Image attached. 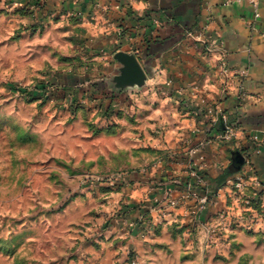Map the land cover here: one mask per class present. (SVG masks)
I'll use <instances>...</instances> for the list:
<instances>
[{
  "label": "crops",
  "instance_id": "crops-1",
  "mask_svg": "<svg viewBox=\"0 0 264 264\" xmlns=\"http://www.w3.org/2000/svg\"><path fill=\"white\" fill-rule=\"evenodd\" d=\"M47 2L59 35L70 34L116 92L105 113L124 118V172L96 194L109 214L88 253L101 264H124L131 251L139 264H264V225L248 232L226 223L208 236L192 224L193 202L168 198L188 184L212 192L203 220L213 223L235 209L238 176L264 183V0L259 18L250 4L226 0ZM118 53L136 57L143 84L112 88ZM227 126L236 127L228 142L219 139Z\"/></svg>",
  "mask_w": 264,
  "mask_h": 264
},
{
  "label": "rangeland",
  "instance_id": "rangeland-1",
  "mask_svg": "<svg viewBox=\"0 0 264 264\" xmlns=\"http://www.w3.org/2000/svg\"><path fill=\"white\" fill-rule=\"evenodd\" d=\"M53 8L0 0V264H101L85 248L108 219L96 194L125 168L124 118L104 113L114 105L108 80L70 34L59 35ZM70 85L77 100L64 95ZM262 198L232 194L229 226L245 230L248 201L258 210Z\"/></svg>",
  "mask_w": 264,
  "mask_h": 264
},
{
  "label": "built area",
  "instance_id": "built-area-1",
  "mask_svg": "<svg viewBox=\"0 0 264 264\" xmlns=\"http://www.w3.org/2000/svg\"><path fill=\"white\" fill-rule=\"evenodd\" d=\"M262 0H226L227 5H233V4H240V3H248L250 4L255 10V17L259 18L260 14L258 12L259 6L261 4ZM246 94L244 93V97ZM236 127L234 126H227L225 133H223L219 139L223 141H231L235 136ZM205 142L201 144L200 148H203L205 146ZM257 152H260L258 149ZM199 173L196 172V176H198ZM203 179L200 178V175L198 176V184H202ZM250 189H255L258 191L264 192V186L259 183L257 176H247V175H240L238 176L234 182H233V194L234 197L237 199L239 197H242L243 194H246ZM186 192L180 199H174L172 198V195L170 193L169 195V205L175 206L179 201L184 202H193L192 209H191V218H192V224L194 226H202L205 230V233L208 236H216L221 235L225 229H227L229 226L226 225V221L229 220L230 213L228 210H223L217 214V220L216 222L209 223L205 222L203 220V215L208 210L209 206H211L215 202V195L212 192H206L203 195H199L195 192L193 185L188 184L186 186ZM258 200V199H256ZM261 200L264 201L262 198ZM253 199L248 201L249 211L252 213L250 216H242L243 218L238 220L239 226L244 228L246 231L249 232H256V230L259 228L261 223L264 221V202H261L258 210L253 209L252 205ZM232 219V218H231ZM229 229V228H228ZM129 259L128 264H139L138 257L131 251L129 252Z\"/></svg>",
  "mask_w": 264,
  "mask_h": 264
},
{
  "label": "water",
  "instance_id": "water-1",
  "mask_svg": "<svg viewBox=\"0 0 264 264\" xmlns=\"http://www.w3.org/2000/svg\"><path fill=\"white\" fill-rule=\"evenodd\" d=\"M116 60L123 65L120 70V75L109 80V84L115 90H123L128 85L143 84L145 82V75L139 65L138 60L134 55L126 53H118L115 56Z\"/></svg>",
  "mask_w": 264,
  "mask_h": 264
},
{
  "label": "trees",
  "instance_id": "trees-1",
  "mask_svg": "<svg viewBox=\"0 0 264 264\" xmlns=\"http://www.w3.org/2000/svg\"><path fill=\"white\" fill-rule=\"evenodd\" d=\"M60 75H63V74H60ZM84 75H89V72H87V74H84ZM70 76L73 77V80H75V81L78 80V76H76V75H72V74H71ZM107 85H108V84H107ZM96 88H97L96 86L92 85V90H95ZM104 89H106V90H108V91L110 92L111 97H112L113 100L116 98V92H113L112 90H110V89H109V86H107V87L104 88ZM62 90L64 91V95H65V96H66L67 94H73V95L76 96V100H77V94H78L79 90H78V89H75V87H74L73 85H70V86H64V88H63ZM41 94L43 95L44 92H41ZM104 113H105V111H104ZM105 115H106V116H110V115H109V112H106Z\"/></svg>",
  "mask_w": 264,
  "mask_h": 264
}]
</instances>
